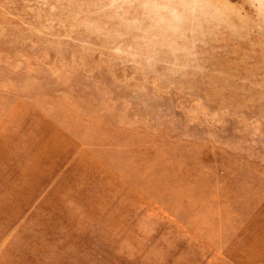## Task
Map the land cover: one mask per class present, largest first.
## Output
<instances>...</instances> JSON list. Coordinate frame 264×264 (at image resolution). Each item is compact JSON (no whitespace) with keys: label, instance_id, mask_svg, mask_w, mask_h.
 <instances>
[{"label":"rangeland","instance_id":"374dc122","mask_svg":"<svg viewBox=\"0 0 264 264\" xmlns=\"http://www.w3.org/2000/svg\"><path fill=\"white\" fill-rule=\"evenodd\" d=\"M0 264H264V0H0Z\"/></svg>","mask_w":264,"mask_h":264}]
</instances>
